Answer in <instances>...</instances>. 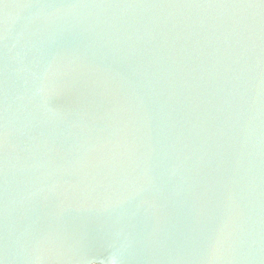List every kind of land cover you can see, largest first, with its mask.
Here are the masks:
<instances>
[{
  "label": "water",
  "instance_id": "1",
  "mask_svg": "<svg viewBox=\"0 0 264 264\" xmlns=\"http://www.w3.org/2000/svg\"><path fill=\"white\" fill-rule=\"evenodd\" d=\"M0 264H264V0H0Z\"/></svg>",
  "mask_w": 264,
  "mask_h": 264
}]
</instances>
